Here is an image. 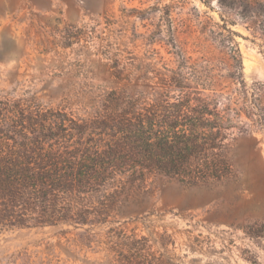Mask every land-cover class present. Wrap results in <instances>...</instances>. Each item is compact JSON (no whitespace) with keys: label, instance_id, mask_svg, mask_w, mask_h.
Returning <instances> with one entry per match:
<instances>
[{"label":"rangeland","instance_id":"obj_1","mask_svg":"<svg viewBox=\"0 0 264 264\" xmlns=\"http://www.w3.org/2000/svg\"><path fill=\"white\" fill-rule=\"evenodd\" d=\"M207 1L214 10L201 0H0V98L87 117L107 90L156 96L181 66L226 51L205 33L208 17L222 23ZM230 28L247 86L264 83V49L241 21ZM242 120L251 126L232 142L235 177L190 187L152 176L110 223L0 231V264H120L124 234L147 237L158 264H264V127Z\"/></svg>","mask_w":264,"mask_h":264},{"label":"trees","instance_id":"obj_2","mask_svg":"<svg viewBox=\"0 0 264 264\" xmlns=\"http://www.w3.org/2000/svg\"><path fill=\"white\" fill-rule=\"evenodd\" d=\"M216 5L222 23L208 17L204 26L226 50L223 56L207 53L189 73L181 66L156 96L107 90L87 117L0 98V231L59 227L68 233L110 223L148 194L152 176L190 187L236 176L232 142L251 126L244 116L264 127V83L247 86L230 26L241 21L264 49V0ZM122 237L130 247L127 254L115 250L117 263L158 264L147 237Z\"/></svg>","mask_w":264,"mask_h":264}]
</instances>
